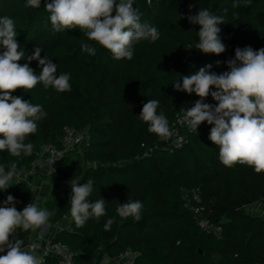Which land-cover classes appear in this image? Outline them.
Instances as JSON below:
<instances>
[{
  "label": "trees",
  "instance_id": "1",
  "mask_svg": "<svg viewBox=\"0 0 264 264\" xmlns=\"http://www.w3.org/2000/svg\"><path fill=\"white\" fill-rule=\"evenodd\" d=\"M149 1L134 0L133 7L142 23L158 29L160 38L134 43L132 59L117 60L78 28L54 31L44 8L46 0H41L38 9L26 7L27 0H0V18L14 20L20 50L27 57L41 47V58L47 55L57 64V71L68 62L71 84V91L63 93L45 89L42 83L30 92L17 89L12 93L40 105L46 116L37 122L36 133L26 138V143L34 145L33 153L13 157L0 151V165L7 171L15 162L21 172L31 167L43 145L62 147L66 126L87 130L83 154L89 165L83 168L74 151L58 159L45 179L60 186L42 207L54 211L48 219L51 224L67 218L68 227L51 239L66 244L77 264H101L127 249L135 253V264H264V216L245 209L247 204L264 202V172L256 173L239 163L224 166L218 147L209 139L214 125L202 123L196 133L187 131L185 140L175 145L171 139L160 140L149 133L139 118L143 104L156 99L157 113H163L171 126L200 99L194 93L175 90L174 85L208 64L216 74L226 71L214 58L195 49L198 24H194L190 43L193 49L185 48L189 43L180 28L191 24L189 15L200 9L225 15V24L218 27L226 50L216 56L235 58L238 47L264 48V0H250L247 5L239 0V7H233L236 0ZM82 44L95 47L96 54L83 51ZM164 48L169 54L165 62L156 55ZM18 63H28L37 75L41 71L36 60L24 58ZM204 103L216 106L218 102L208 96ZM89 179L93 181L89 202L103 198L106 215L78 227L70 215V182L79 180L82 185ZM195 187L200 189L208 220L221 225V235L198 225L187 201ZM8 195L15 198L17 210L35 200L31 187L15 178L12 186L0 191V206ZM127 200L142 202L139 220L123 219L116 213L117 205ZM113 217L111 228L105 230V223ZM30 234L31 230L17 229L14 235L24 241ZM43 261L55 264L50 255Z\"/></svg>",
  "mask_w": 264,
  "mask_h": 264
},
{
  "label": "clouds",
  "instance_id": "2",
  "mask_svg": "<svg viewBox=\"0 0 264 264\" xmlns=\"http://www.w3.org/2000/svg\"><path fill=\"white\" fill-rule=\"evenodd\" d=\"M244 3L247 5L250 0H244ZM133 4L134 0H46L44 8L50 13L54 31L78 28L89 41L110 51L114 59L131 60L134 43L140 40L155 42L160 38L155 26L141 22V14ZM40 6L41 0H27L26 7L38 9ZM239 6V0H236L233 7ZM187 19L189 23L200 26L196 50L215 55L225 52L226 46L221 41V29L218 27L225 24V15L200 9ZM15 28L13 19L8 16L0 18V46L3 47L0 53V151L20 157L22 153L25 156L33 153L34 145L25 141L36 133L37 122L46 113L40 105L12 93L17 89L30 92L39 83L45 89L51 87L63 93L71 91V84L69 74L57 75V64L47 55L41 58V47H36L33 54L26 57L25 50H20L16 40ZM81 47L89 55L96 54V48L89 44ZM185 48L191 50L193 45L189 43ZM24 58L38 61L41 67L39 75L28 63H18ZM227 67L229 71L216 74L210 71L211 64L205 65L195 74L183 76L182 84L174 85L175 90L189 95L194 93L200 98L184 112L183 122L195 133L204 122L214 125L209 139L218 147L219 160L224 166L232 167L239 163L253 168L256 173L264 172V48H236L235 58L227 61ZM208 96L218 102L216 106L204 103ZM158 106V100L149 99L143 104L139 118L148 125L149 133L156 134L160 140H168L172 136L169 120L163 113H157ZM20 176L17 163L8 165L7 171L4 165H0V191L7 190L13 179ZM70 184V215L78 227L90 218L98 220L106 215L103 198L89 202L93 191L91 179L82 185L79 180H71ZM2 203L0 253L6 254L0 255V264H44L43 257L36 253L34 247L26 248L23 240L10 237L17 229L35 231L48 221L54 211L49 212L36 202L17 210L12 195ZM142 209L143 204L139 200H127L117 205L116 213L123 219L132 217L139 220ZM114 221L115 217L109 218L104 225L105 230H109ZM101 264H109V261L105 259Z\"/></svg>",
  "mask_w": 264,
  "mask_h": 264
},
{
  "label": "built area",
  "instance_id": "3",
  "mask_svg": "<svg viewBox=\"0 0 264 264\" xmlns=\"http://www.w3.org/2000/svg\"><path fill=\"white\" fill-rule=\"evenodd\" d=\"M148 2L150 1L148 0ZM208 55L214 58L215 61H220L219 64L223 65L226 68V71L230 70L227 67V61L234 58H219L215 54ZM183 115L178 116L170 126L172 136L169 139H171L172 143L175 145H180L186 138V132L191 131L187 124L183 122ZM87 138L88 135L86 129H74L66 126L64 129L62 147H56L52 144L43 145L40 149L39 156L32 162L31 167L24 168L25 181H28L31 184L32 177L36 176L41 178L42 182H44L45 175L54 171L55 162L63 157L67 151H74L78 154V151H80V148L86 142ZM32 188L33 186L31 189ZM40 188L39 184L35 186V190ZM187 201L191 211L197 219L198 225L205 230L212 231L218 236L221 235V225L210 222L205 215V205L203 204L199 187L190 190ZM261 212L262 208L257 210L256 214H261ZM34 232L35 231L31 230L29 238L23 241L24 247H34L35 251H39L40 256L43 258L47 255L53 256L55 258V264H77L74 260L73 253L66 244L60 241H52L51 238L45 236L41 232H38L37 235L34 236ZM10 239L15 240L17 238L14 235L13 237H10ZM4 254L6 253H0V255ZM135 258V253L131 249H127L112 260L115 264H135Z\"/></svg>",
  "mask_w": 264,
  "mask_h": 264
},
{
  "label": "rangeland",
  "instance_id": "4",
  "mask_svg": "<svg viewBox=\"0 0 264 264\" xmlns=\"http://www.w3.org/2000/svg\"><path fill=\"white\" fill-rule=\"evenodd\" d=\"M194 29H195L194 24H186L180 28V31L182 32V36L188 41V43L192 42L193 35H194ZM156 55H157V58L159 61H164V62L168 60V56H169L168 50L165 48L157 50ZM69 67H70V64L68 62L62 64L61 69L59 71H57V75L62 74V73H67L69 71ZM77 155L79 157L80 164L83 168L86 167L87 165H89V162L87 160H85V158H84L83 146L80 148V151H78ZM24 172H25V170L22 169L21 176L18 179L17 178H15V179L23 181L28 186H31V187L33 186L32 190H35V186H37V184H39L41 188L33 191L35 193V197L37 198L39 196L40 190L44 189L42 186L43 185L42 179L34 176V177H32L31 184H30L28 181H25V173ZM44 185H45L44 191H46L47 193H48V191L50 192L54 188V186L51 184H47V185L44 184ZM258 208L259 209L262 208V212L259 215L264 216V202H256V203H253L250 205L247 204V206L245 207L246 211H248L249 213H256L257 210H259Z\"/></svg>",
  "mask_w": 264,
  "mask_h": 264
},
{
  "label": "crops",
  "instance_id": "5",
  "mask_svg": "<svg viewBox=\"0 0 264 264\" xmlns=\"http://www.w3.org/2000/svg\"><path fill=\"white\" fill-rule=\"evenodd\" d=\"M44 184H46V185L47 184H51V185L54 186V188L50 192L48 191V193H47L46 191H44V189H45V187H44L45 185ZM42 186H43L44 189L43 190H40L39 196L37 198L35 197V200H34V202L38 203V206L41 207V208L43 207V202H44L45 198L48 195H50V193H52L55 189H57L60 186V184L53 183V182H51V181H49L47 179H44V182H43V185ZM33 191H35V190H32V193L35 196V193ZM67 227H68V220H67V218H65L62 221L57 222L55 224H51V223L47 224V223H45L40 228L36 229L33 235L35 236V235H37L38 232H41L45 236H47L49 238H52L53 235L58 230L66 229ZM36 253L38 255H40V252L39 251H36ZM107 260L109 261V264H115L112 259H107Z\"/></svg>",
  "mask_w": 264,
  "mask_h": 264
},
{
  "label": "water",
  "instance_id": "6",
  "mask_svg": "<svg viewBox=\"0 0 264 264\" xmlns=\"http://www.w3.org/2000/svg\"><path fill=\"white\" fill-rule=\"evenodd\" d=\"M47 224H49L48 222H46ZM199 252L201 253V250H199ZM49 256V255H48Z\"/></svg>",
  "mask_w": 264,
  "mask_h": 264
}]
</instances>
